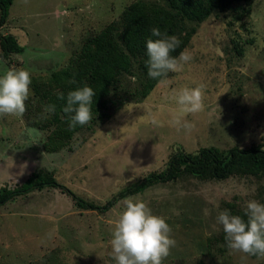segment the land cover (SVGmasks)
I'll use <instances>...</instances> for the list:
<instances>
[{"label": "rangeland", "instance_id": "rangeland-1", "mask_svg": "<svg viewBox=\"0 0 264 264\" xmlns=\"http://www.w3.org/2000/svg\"><path fill=\"white\" fill-rule=\"evenodd\" d=\"M138 1L172 9L182 33L194 30L185 48L192 60L143 94L148 78L133 57L106 113L57 150L45 147L52 115L45 117L47 103L31 85L23 116L0 117V187L20 188L35 173H51L76 197L102 205L165 170L178 151L264 145V0H201L214 5L202 20H190L172 0H15L0 35H15L25 49L0 58V67L50 76L68 66L89 36L121 27L125 10ZM197 85L203 109L182 112L175 90ZM129 197L142 198L171 225L176 245L163 264H264V257L229 249L216 223L224 209L264 203V179L253 175L184 176L118 198L106 212L80 207L59 188L35 189L0 207V264H115L111 232Z\"/></svg>", "mask_w": 264, "mask_h": 264}, {"label": "trees", "instance_id": "trees-1", "mask_svg": "<svg viewBox=\"0 0 264 264\" xmlns=\"http://www.w3.org/2000/svg\"><path fill=\"white\" fill-rule=\"evenodd\" d=\"M14 1L0 0V28L7 22ZM172 5L181 8L190 20H202L214 9V5L205 6L201 0H198V3L191 0H172ZM177 16L172 9L164 6L144 1L135 2L125 10L121 27L114 23L100 33L89 36L68 66L54 71L50 76L32 78L31 85L35 95L40 96L47 104L56 105V112L47 123L50 131L45 142L47 149L57 150L65 147L78 131L106 113L104 108L107 100L120 82L121 75L131 72L133 57L140 58V67L148 78L143 94H147L156 86L159 80L151 79L147 75L146 41L149 38L156 39L151 34L153 27H159L161 32H167L169 35H177L182 43L171 55L179 56L189 45L194 30L182 33ZM0 47V58L3 59H7L11 53H20L25 49V45L13 34L0 35ZM84 84L90 85L96 92L93 98V119L84 126L70 129L63 112L66 101L58 97L60 94L66 97L69 91ZM235 175H253L264 179V145H254L248 149L232 147L227 152L216 147H202L195 153L178 151L171 156L165 170L148 174L102 205L76 197L51 173H35L20 188L0 187V207L35 189L53 187L75 197L78 205L84 209L106 212L111 209L116 199L137 194L158 183L176 181L184 176L202 180H226ZM244 211L245 209H232L231 212L246 220Z\"/></svg>", "mask_w": 264, "mask_h": 264}, {"label": "clouds", "instance_id": "clouds-1", "mask_svg": "<svg viewBox=\"0 0 264 264\" xmlns=\"http://www.w3.org/2000/svg\"><path fill=\"white\" fill-rule=\"evenodd\" d=\"M152 37L146 41L147 75L151 79H167L170 72H177L183 64L192 60L185 50L179 56H172L182 41L177 35L161 32L159 27L151 29ZM4 61L0 60V65ZM32 73L23 67H0V117H22L26 111V101L32 95ZM96 92L88 84L68 92L63 107L70 129L84 126L93 119V98ZM174 99L184 113H196L203 109V86H185L175 90ZM56 112L55 104L44 106L45 117ZM178 124L181 122L178 120ZM190 130L191 124H181ZM244 215L233 214L230 209L222 210L216 223L222 226L227 247L236 252L264 257V203L250 200L246 203ZM111 255L115 264H163L175 247L172 227L167 218L156 215L147 202L139 197H129L111 232Z\"/></svg>", "mask_w": 264, "mask_h": 264}]
</instances>
